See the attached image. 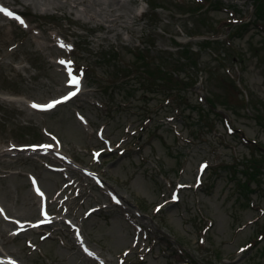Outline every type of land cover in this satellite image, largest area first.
I'll list each match as a JSON object with an SVG mask.
<instances>
[{"label":"rangeland","instance_id":"obj_1","mask_svg":"<svg viewBox=\"0 0 264 264\" xmlns=\"http://www.w3.org/2000/svg\"><path fill=\"white\" fill-rule=\"evenodd\" d=\"M120 1L127 21L108 30L0 0L24 22L0 15V264H264V0ZM153 69L174 83L144 80ZM69 71L80 96L34 109L69 90ZM28 177L79 231L28 229Z\"/></svg>","mask_w":264,"mask_h":264},{"label":"bare ground","instance_id":"obj_2","mask_svg":"<svg viewBox=\"0 0 264 264\" xmlns=\"http://www.w3.org/2000/svg\"><path fill=\"white\" fill-rule=\"evenodd\" d=\"M38 4L44 5L49 9H64L66 11L75 12L80 14L83 18L95 21L97 24L105 23L108 25V30H112L113 26L118 23H125L126 17L118 12V9L122 7L120 0H35ZM52 155L54 152H50ZM44 196V194H43ZM100 210H95V214ZM90 214L89 216H91ZM89 219V218H88ZM85 242V240H84ZM138 245L134 246V253L131 255L138 256L143 251L137 250ZM88 257L97 261L96 257H100L99 254H88ZM71 259V258H70ZM104 264L105 262L102 261Z\"/></svg>","mask_w":264,"mask_h":264},{"label":"snow or ice","instance_id":"obj_3","mask_svg":"<svg viewBox=\"0 0 264 264\" xmlns=\"http://www.w3.org/2000/svg\"><path fill=\"white\" fill-rule=\"evenodd\" d=\"M0 13H2L5 16H8L10 18L17 19L21 24L24 23L22 19H20L19 17L15 16L14 13H12V12L4 9L3 7H0ZM59 63L65 64L64 61H60ZM68 82H69V86L70 87H75L77 91L79 90V80L71 73V71H69V81ZM74 95H76V92L75 91L74 92H70L68 96L64 97V100L70 99ZM62 102H63L62 100H56V101H53L52 103H49L46 106H40V105H37L35 103H33L31 106L34 109L44 110V109L53 108L57 104L62 103Z\"/></svg>","mask_w":264,"mask_h":264},{"label":"trees","instance_id":"obj_4","mask_svg":"<svg viewBox=\"0 0 264 264\" xmlns=\"http://www.w3.org/2000/svg\"><path fill=\"white\" fill-rule=\"evenodd\" d=\"M149 64H146V66H148ZM132 67L131 66H129L128 67V69H130V70H132L131 69ZM164 73V71L162 70V69H160V70H146V74H143L142 76H143V78H144V80H147V82L148 81H150V80H154V81H156L155 79H157V77H160L158 74H162V75H164L163 74ZM160 80H162V81H167V82H171V83H174V80H170V79H168L167 77H160ZM160 83H162L163 85H166V86H168L169 88H170V92H171V87H170V85H168V84H166V83H164V82H161L160 81ZM162 85V86H163ZM163 88H164V86H163ZM164 92L167 94V93H169V91H166V90H164ZM173 95H174V97L176 98L175 100H176V102L177 103H179V100H180V97H179V91H178V93L177 92H174V93H172ZM168 95V94H167ZM169 95H171V94H169ZM172 106H175V105H172Z\"/></svg>","mask_w":264,"mask_h":264}]
</instances>
